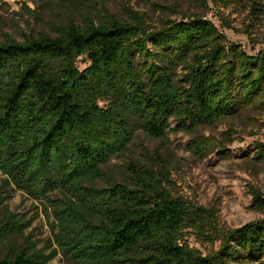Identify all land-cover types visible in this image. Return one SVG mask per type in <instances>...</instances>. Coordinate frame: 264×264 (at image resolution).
<instances>
[{
    "label": "trees",
    "instance_id": "1",
    "mask_svg": "<svg viewBox=\"0 0 264 264\" xmlns=\"http://www.w3.org/2000/svg\"><path fill=\"white\" fill-rule=\"evenodd\" d=\"M212 1L248 6L255 20L264 8V0ZM57 33L0 42V246L29 226L3 205L9 187L46 204L55 245L0 254V264H48L59 252L71 264H264V219L223 229L215 210L172 192L165 163L131 161L123 180L97 183L107 176L103 165L128 152L137 127L164 138L238 114L263 116L264 52L229 42L203 15L152 25L132 8L127 19L104 9ZM80 57L90 63L83 70ZM256 146L264 160V142ZM217 147L221 141L204 138L192 149L208 155ZM249 192L264 213L263 191ZM188 230L219 239L218 250L193 249Z\"/></svg>",
    "mask_w": 264,
    "mask_h": 264
},
{
    "label": "rangeland",
    "instance_id": "2",
    "mask_svg": "<svg viewBox=\"0 0 264 264\" xmlns=\"http://www.w3.org/2000/svg\"><path fill=\"white\" fill-rule=\"evenodd\" d=\"M154 4L169 7L171 12L163 14ZM127 8L145 13L152 25L165 18L179 20L183 16L203 15L229 42L240 44L250 54L264 52V8L255 20L248 6L225 9L212 0H0V42L7 35L19 41H23L25 34L57 36L61 25L72 21L82 26L84 17L99 18L104 9L127 19ZM225 22L232 28L225 26ZM77 64L83 70L90 63L86 57H80ZM204 138L221 141L222 148L217 147L208 155L197 154L192 146L195 140ZM257 142H264V115L254 113L238 114L191 132L172 130L164 138L150 137L137 127L128 152L104 164L107 176L97 183L105 187L112 177L123 180L131 161L155 168L165 163L170 171V188L176 196L215 210L223 229L241 227L264 219V213L252 206L249 192V186L254 185L264 193V160L256 157ZM5 179L0 174V186ZM4 195L3 205L29 226L22 235L13 236L10 243L1 245L0 254H14L29 246L47 253L54 251L53 218L46 204L11 187ZM185 239L204 255L220 246L219 239L211 243L192 230L186 232ZM48 264L71 263L59 252Z\"/></svg>",
    "mask_w": 264,
    "mask_h": 264
}]
</instances>
